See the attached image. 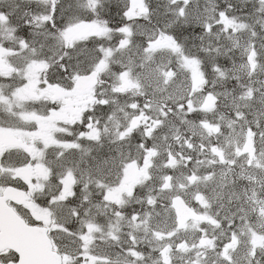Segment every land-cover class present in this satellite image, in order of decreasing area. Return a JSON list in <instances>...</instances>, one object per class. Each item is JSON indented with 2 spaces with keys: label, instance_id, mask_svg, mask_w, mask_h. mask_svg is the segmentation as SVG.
I'll return each mask as SVG.
<instances>
[{
  "label": "snow or ice",
  "instance_id": "1",
  "mask_svg": "<svg viewBox=\"0 0 264 264\" xmlns=\"http://www.w3.org/2000/svg\"><path fill=\"white\" fill-rule=\"evenodd\" d=\"M0 264H264V0H0Z\"/></svg>",
  "mask_w": 264,
  "mask_h": 264
}]
</instances>
